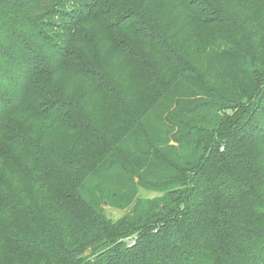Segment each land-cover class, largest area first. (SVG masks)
I'll return each instance as SVG.
<instances>
[{"label":"trees","instance_id":"obj_1","mask_svg":"<svg viewBox=\"0 0 264 264\" xmlns=\"http://www.w3.org/2000/svg\"><path fill=\"white\" fill-rule=\"evenodd\" d=\"M0 264H264V0H0Z\"/></svg>","mask_w":264,"mask_h":264},{"label":"rangeland","instance_id":"obj_2","mask_svg":"<svg viewBox=\"0 0 264 264\" xmlns=\"http://www.w3.org/2000/svg\"><path fill=\"white\" fill-rule=\"evenodd\" d=\"M159 195L158 192L148 190L145 188H139L138 196L140 198H153L155 196ZM103 203V208L106 212V215L113 220H118L122 216H124L127 212H129V208L127 209H121L118 208L112 204H110L107 200H101Z\"/></svg>","mask_w":264,"mask_h":264}]
</instances>
